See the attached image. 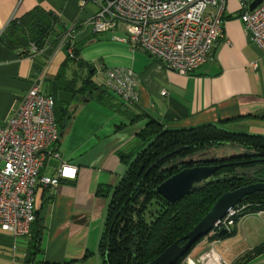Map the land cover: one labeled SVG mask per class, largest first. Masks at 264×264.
I'll return each mask as SVG.
<instances>
[{"label":"crops","instance_id":"obj_1","mask_svg":"<svg viewBox=\"0 0 264 264\" xmlns=\"http://www.w3.org/2000/svg\"><path fill=\"white\" fill-rule=\"evenodd\" d=\"M36 9L54 19L46 43L32 52L31 42L19 39L18 25ZM96 10L92 1L0 0V123H6L45 65L40 92L55 98L64 128L58 142L48 146L39 175L57 176L63 163L76 169L55 187L36 184L40 251L30 264H104L99 244L106 209L127 170V155L143 148L139 135L149 122L164 129L212 124L264 137V54L244 31L238 0H225L222 32L210 58L187 75L134 47L122 26L93 32L89 21ZM71 45L74 57L67 52ZM111 67L137 74L135 102L104 87ZM230 231L201 237L187 260L215 264L206 259L214 254L218 263L264 264V214H247ZM29 241L30 232L14 237L0 230V264H29Z\"/></svg>","mask_w":264,"mask_h":264},{"label":"built area","instance_id":"obj_2","mask_svg":"<svg viewBox=\"0 0 264 264\" xmlns=\"http://www.w3.org/2000/svg\"><path fill=\"white\" fill-rule=\"evenodd\" d=\"M97 5L89 21L93 32L122 26L128 41L162 61L164 66L187 75L209 58L223 26L225 0H82ZM254 0H238L239 19L249 40L264 54V0L251 10ZM65 45L67 42L61 40ZM39 48L30 43V51ZM74 57L72 45L67 49ZM253 67L257 66L252 62ZM46 66L39 68L29 89L20 97L5 124L0 123V230L14 237L29 235L35 219V187H55L59 179L74 176L75 168L62 164L57 176H40V167L49 145L59 140L55 98L40 92ZM137 74L131 68L111 67L105 71L104 87L127 103L137 98ZM166 91L162 90L161 94ZM57 155V154H56ZM242 203L233 206L208 232L230 231L236 217L249 213ZM224 262L220 261L218 264Z\"/></svg>","mask_w":264,"mask_h":264},{"label":"trees","instance_id":"obj_3","mask_svg":"<svg viewBox=\"0 0 264 264\" xmlns=\"http://www.w3.org/2000/svg\"><path fill=\"white\" fill-rule=\"evenodd\" d=\"M42 12L34 10L20 18L18 25L21 31L20 35L17 34L19 39L26 44L34 42L38 48L46 43L48 30L54 19L50 17L51 13ZM75 52L76 50L74 56ZM55 116L58 123L56 109ZM58 126L60 137L64 125ZM139 138L144 143L141 146L143 148L127 155V170L114 188L106 209L105 231L99 244L102 255H105L104 264H132L133 257L135 264L148 263L168 245L185 235L219 195L247 183V176L233 171L232 164H227L215 173L212 180L170 204L156 193L155 187L174 171L186 166L178 163V160L191 156L197 150L232 142L254 151H264V137L234 133L212 124L164 129L151 121ZM253 158L264 159V156ZM253 161L240 164L250 165L254 164ZM221 171L226 173H219ZM244 202L264 207V191L247 195L239 203ZM38 222L35 212V219L30 225L29 264L36 252L40 251ZM230 232L225 231L222 235L218 232L213 236L222 237ZM260 249H264V246ZM190 250L176 264H181Z\"/></svg>","mask_w":264,"mask_h":264},{"label":"water","instance_id":"obj_4","mask_svg":"<svg viewBox=\"0 0 264 264\" xmlns=\"http://www.w3.org/2000/svg\"><path fill=\"white\" fill-rule=\"evenodd\" d=\"M259 2L260 0H254L249 4L248 9L251 10ZM248 155L251 157L264 156V151H251ZM226 165L225 163H211L181 168L157 184L155 191L167 202L173 204L189 195L203 183L212 180L215 172ZM240 172L242 175L255 178L254 171L248 172L243 170ZM257 191H264V181L260 179L238 186L232 190L224 191L185 235L172 242L159 255L146 264H176L201 237H204L225 216L229 209L238 204L247 195ZM224 232L225 230L222 229L218 234L222 235ZM132 264H135L134 257L132 258ZM181 264H187V259L185 258Z\"/></svg>","mask_w":264,"mask_h":264},{"label":"rangeland","instance_id":"obj_5","mask_svg":"<svg viewBox=\"0 0 264 264\" xmlns=\"http://www.w3.org/2000/svg\"><path fill=\"white\" fill-rule=\"evenodd\" d=\"M254 151L251 149H248V147L244 148L239 144H236L234 142L228 143L219 147H210L203 150H197L194 152L191 156L188 158H183L181 160H178V163H183L186 166H194V165H202V164H213V163H230V162H244L248 160L251 156L248 155L249 152ZM138 152V151H137ZM257 165H239L235 167H230L233 171L240 173V171H248L252 172L255 169H257ZM172 168V167H171ZM224 168V167H223ZM229 168V167H226ZM175 172V171H174ZM219 173H226V171H221ZM242 206H244V211H247L249 213L256 211L257 209H264V207H260L257 204L251 203V202H244L242 203ZM210 256L212 254L207 255V260H209ZM188 257H186L187 259ZM192 258L195 260V257L192 256ZM210 263V262H208ZM225 264V263H222Z\"/></svg>","mask_w":264,"mask_h":264},{"label":"flooded vegetation","instance_id":"obj_6","mask_svg":"<svg viewBox=\"0 0 264 264\" xmlns=\"http://www.w3.org/2000/svg\"><path fill=\"white\" fill-rule=\"evenodd\" d=\"M249 161H253V163L255 165H257L258 167H257V169L254 170V176H255V178H250V177L247 176V183H251V182L257 181L259 179L262 180V181H264V160H262V158H253V157H250L248 160H246L244 162H230V163H227V164H232V167H235V166L241 165L240 163H245V162H249ZM254 164H250V165H254ZM184 167H187V166H184Z\"/></svg>","mask_w":264,"mask_h":264},{"label":"bare ground","instance_id":"obj_7","mask_svg":"<svg viewBox=\"0 0 264 264\" xmlns=\"http://www.w3.org/2000/svg\"><path fill=\"white\" fill-rule=\"evenodd\" d=\"M209 260H211L210 263L213 261L215 264H217L220 258L217 255L212 254ZM209 260H207V262H209ZM187 264H196V263L192 259H188Z\"/></svg>","mask_w":264,"mask_h":264}]
</instances>
